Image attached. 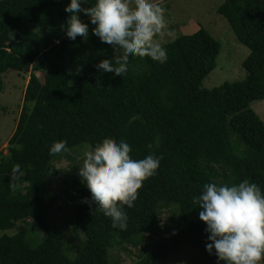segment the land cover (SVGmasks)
<instances>
[{
	"label": "trees",
	"instance_id": "obj_1",
	"mask_svg": "<svg viewBox=\"0 0 264 264\" xmlns=\"http://www.w3.org/2000/svg\"><path fill=\"white\" fill-rule=\"evenodd\" d=\"M68 2L0 0V93L6 71L27 75L33 70L6 153L1 149L6 140L0 143V264H111L112 246L139 245L157 232L163 206H176L175 233L152 245L139 264L164 259L185 244L209 264H218L205 249V223L191 197L205 182L231 184L244 178L264 191V120L251 108L254 100L264 99V0H224L217 7L250 52L243 80L210 89L203 80L215 69L221 46L203 27L163 44L164 63L132 57L129 72L120 78L94 67L116 55L92 34L90 24L85 41L99 54L72 73L67 56L74 43L84 40H69L62 29L60 39L35 30L42 13L51 26L62 25ZM79 15L88 23L86 15ZM104 138L125 140L134 159L159 156V167L138 189L133 207L125 206L123 231L102 213L92 215L88 189L73 180L74 219L84 239L72 254L46 218L49 204L59 199L47 187L51 162L63 152L50 156L48 146L64 140L67 148L88 143L91 150ZM21 221L25 227L18 226ZM36 229L44 236L32 246L27 232Z\"/></svg>",
	"mask_w": 264,
	"mask_h": 264
},
{
	"label": "clouds",
	"instance_id": "obj_2",
	"mask_svg": "<svg viewBox=\"0 0 264 264\" xmlns=\"http://www.w3.org/2000/svg\"><path fill=\"white\" fill-rule=\"evenodd\" d=\"M162 4L163 0H94L92 4L69 0L61 29L69 40L77 36L85 40L89 25H94L92 34L119 53L99 60L94 67L124 78L134 56L166 62L167 50L155 39L173 35ZM79 13L88 17V23ZM62 151H67L64 140H54L48 146L50 156ZM130 151L125 140L104 138L84 153L78 166L80 181L91 195L92 215L102 213L110 218L113 228L122 231L128 220L125 206L133 207L138 189L155 175L161 159L152 153L134 159ZM191 199L199 209L198 218L205 223V249L215 255L218 264H260L264 260V191L258 184L247 178L231 184L205 182Z\"/></svg>",
	"mask_w": 264,
	"mask_h": 264
},
{
	"label": "rangeland",
	"instance_id": "obj_3",
	"mask_svg": "<svg viewBox=\"0 0 264 264\" xmlns=\"http://www.w3.org/2000/svg\"><path fill=\"white\" fill-rule=\"evenodd\" d=\"M224 0H163L165 9L164 17L166 25L173 31L171 37L160 35L155 37L161 45L175 40L184 34H192L201 27L208 30L220 43V52L216 59V67L203 80L204 88H213L224 82L243 80L246 71L243 61L249 55V48L241 43L232 30L228 20L217 12V7ZM84 5V4H83ZM82 5V6H83ZM39 32H45L56 38L63 37L61 24L53 27L49 24L46 14L42 13L35 27ZM114 55H118L110 48ZM98 50L90 42L74 43L67 56V67L75 73L80 66L89 59L98 56ZM19 74L14 69L6 71L3 75L4 86L0 93V143L4 153L7 152V139L16 126L24 103V91L29 81L30 74ZM35 74L42 78L43 73L36 71ZM251 108L264 120V99L254 100ZM90 150L88 143H82L67 148L62 154L53 158L52 174L48 176V190L58 194L59 199L49 204L46 212L47 221L56 226L62 233L64 240L72 254L76 253L84 239L83 234L77 228L74 219L77 198L74 188L71 186L73 180H80L78 166L82 164L84 153ZM176 207V206H175ZM174 206H163L159 213V229L150 233L139 245L126 242L115 244L109 250L111 264H139L152 245L165 236L175 233V219L177 216ZM176 215V216H175ZM26 223L21 221L18 226L25 227ZM19 227L10 229L14 233ZM2 231H0V235ZM44 233L40 229L28 230L27 240L30 245H38L43 239ZM151 264H209L206 258L192 245L185 244L170 256L164 259H156ZM260 264H264L263 261Z\"/></svg>",
	"mask_w": 264,
	"mask_h": 264
}]
</instances>
